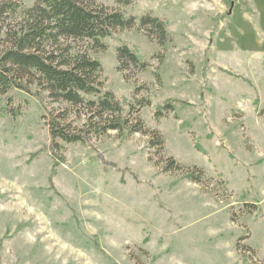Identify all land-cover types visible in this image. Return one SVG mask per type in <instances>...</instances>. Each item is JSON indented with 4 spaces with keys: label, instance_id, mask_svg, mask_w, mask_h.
<instances>
[{
    "label": "rangeland",
    "instance_id": "1",
    "mask_svg": "<svg viewBox=\"0 0 264 264\" xmlns=\"http://www.w3.org/2000/svg\"><path fill=\"white\" fill-rule=\"evenodd\" d=\"M100 2L136 17L90 52L102 86L149 100L129 117L163 145L126 131L58 140L54 165L41 103L14 90L0 111V264H264V0ZM146 13L166 22L164 45L139 28ZM122 41L147 62L136 81L117 69ZM168 158L183 169L164 171ZM194 166L200 183L184 177Z\"/></svg>",
    "mask_w": 264,
    "mask_h": 264
},
{
    "label": "trees",
    "instance_id": "2",
    "mask_svg": "<svg viewBox=\"0 0 264 264\" xmlns=\"http://www.w3.org/2000/svg\"><path fill=\"white\" fill-rule=\"evenodd\" d=\"M115 1L126 5L132 0ZM135 24L136 17L100 0H35L31 7L17 0H0V111L8 112L14 90L37 97L45 112L42 117L54 165L62 161L56 151L60 148L58 140L85 144L92 136L108 131L149 134L150 145L162 147L158 132L146 128L139 117H129L150 101L126 99L104 88L99 78L101 61L90 55L91 51L106 49L104 39L116 30ZM138 25L160 46L169 38L166 22L158 16L143 14ZM116 59L126 81H136V75L147 66L145 58L124 41L116 46ZM140 89L136 87V93ZM46 99L60 108H48ZM173 108L172 100H167L155 113L163 115ZM179 169L183 168L174 158L166 160L164 171ZM203 175L204 170L194 166L184 177L200 183Z\"/></svg>",
    "mask_w": 264,
    "mask_h": 264
}]
</instances>
